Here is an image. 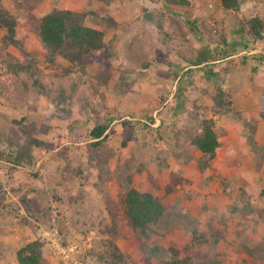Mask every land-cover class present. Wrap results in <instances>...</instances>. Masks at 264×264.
I'll return each mask as SVG.
<instances>
[{
	"label": "rangeland",
	"instance_id": "obj_1",
	"mask_svg": "<svg viewBox=\"0 0 264 264\" xmlns=\"http://www.w3.org/2000/svg\"><path fill=\"white\" fill-rule=\"evenodd\" d=\"M2 2L6 11L14 10L17 15L25 13L27 5L23 4L28 0ZM30 2L32 4L30 6L35 4L36 6L33 10L31 7L29 11L26 10L24 19L22 16L19 17L20 21L14 35L16 44L6 41L8 46L5 47L3 39L8 36V31L6 28H0V129L8 132L13 126L18 133L17 136H21L22 131L12 124V120H23L22 129L26 127L34 138L44 141L45 146L32 147L36 162L32 170L39 172L36 180L29 179L25 172H14L8 169V166L0 164V199L3 200L0 206V264H19L18 250L37 239L45 242V258L49 264H110L102 261L100 257L109 250L108 243L120 236H123L126 242H131L134 248L135 253L132 256L126 255L127 264H164L165 255L167 254L166 258H172L176 250L181 251L177 259L189 256L192 257V264H202L207 256L212 257L213 248L217 246L210 243L201 247L199 254H195L196 252L185 250L190 241L184 233H175L173 229L166 228L168 234L152 232L151 236L146 238V235H139L140 233H136L138 231L134 232L128 226L123 209L119 205L122 191L115 171L117 164L124 162L123 158L134 155L142 157L138 166L145 161L150 162L146 171L157 172L167 166H175L179 162L175 163L170 156L174 148L186 150L183 157L185 162L189 161L190 157L192 158L188 147L189 136L200 130L199 125L203 119L201 114L205 113L206 118L215 117L209 108L217 93L218 84L206 82L196 71L192 73L197 89L191 96L187 113L181 116L182 118L170 115L168 120L169 123L178 120L177 131H188L187 133L183 131V134L179 135L177 145L175 139V142L171 139L168 142L160 141V135L154 130L144 134L137 130L126 136L127 146L124 147L123 129L119 121L114 123L112 138L104 145L107 153L110 150V153L113 151L116 156L110 159L108 157L110 154L105 152L104 155L100 154L102 157L100 164L91 162V152L84 142L89 139L90 132L97 125L99 118L109 116L121 118L131 115L143 119L155 115L165 103L166 99L162 100V95L172 101L176 83H173L170 77L177 64L182 61L181 67L188 66L183 65L184 60L193 58L206 45L214 48L215 42L223 44L224 40L240 39L238 35L232 34V31L239 28L240 21L245 17L250 18L258 14L264 18V0L248 2L239 13L222 12L217 8L216 0H188L190 5L170 4L165 0H108L106 3L95 0H30ZM57 7L86 14L84 18L86 24H96L92 18H112L116 22L107 27L103 50L93 52L92 58L80 66H72L62 57H57L53 66L49 64L46 61L48 53L33 28L32 17L42 16ZM92 10L95 11V15L90 13ZM187 21L197 24L200 35L197 40L192 36L188 26L191 24H187ZM201 38L202 41H199ZM257 45L251 43L248 52L264 50V41ZM245 52L247 51L238 54L241 56L246 54ZM31 58L36 61V68L40 71L36 78L45 86L43 94L33 88L32 82L29 83V90L25 88L23 82L32 81L26 78L27 75L21 73L18 76L8 71V64L14 60L22 62ZM252 64L253 71L264 74V66H260L259 70V62ZM67 69L70 70V74L66 72ZM247 71L249 72V68ZM229 74L226 76L229 77ZM239 74L240 72H237L234 77L237 78ZM262 79L256 84L262 87L261 92L264 93V77ZM224 82L227 86L228 81ZM74 84L78 88L73 94L69 93L72 100L69 103L71 109L67 118H56V108L51 101L57 98L59 87L71 92ZM125 85L130 87L129 91L123 94ZM234 90L236 95H231L233 91L230 89L228 92L235 102L233 111L223 116V119L217 118L215 121L220 127L228 120L234 121L233 125L239 123L241 129L233 126L231 137H226V140L234 143V146L239 136L251 138L253 147L258 149V155L254 159L259 161L260 156L263 160L261 157L264 156L263 101H260L258 107V103L247 96L245 104L248 105L247 108L238 89ZM190 109L199 112V116H191ZM245 118L249 121L247 120L243 127L242 121ZM259 122L262 124L257 125ZM31 125L34 126L33 129L29 128ZM159 125L160 121L155 124L156 127ZM167 132L165 129L162 134ZM144 143L146 145L143 147ZM258 143L262 147L256 146ZM187 151L188 153H185ZM224 152L218 155L217 163L222 157L227 156ZM247 162H251L250 159L245 161ZM104 165L107 166L106 177L102 178L101 168ZM228 173L224 180L238 183L239 176L234 168ZM135 180V183H139L137 179ZM227 181L225 183L229 182ZM101 183L103 187H100ZM259 186L264 187V184ZM233 188L237 190L238 186ZM263 191L264 189L257 193V202L261 210H264ZM70 196L77 199L73 204ZM107 204H111L109 209ZM252 215L254 218L259 217L260 220L242 216L247 219L238 222L239 217H234L232 222L236 225L227 234L249 230L257 238L256 241L261 242L260 240L264 239V215L256 212ZM216 216L217 221L223 217ZM25 219H28L31 225L25 223ZM57 221L63 226L62 234L57 229ZM51 223L57 227H55L59 232L57 240L63 248L75 247V251L77 248V252L70 254L69 262H66L59 251L56 253L51 251L47 243L49 238L54 239L47 229ZM176 226L180 227L177 224ZM240 239L242 241L243 237ZM155 245L161 246L163 250L155 254L152 252L153 255H150V250ZM259 247L256 250L260 249L258 254H263V257L257 256L263 260L264 248L263 245ZM227 248V243L224 242L220 246V250L224 252ZM240 259L236 264H254L246 254L241 255ZM233 263L227 251L226 255L222 254L220 264ZM259 264H264V261Z\"/></svg>",
	"mask_w": 264,
	"mask_h": 264
},
{
	"label": "trees",
	"instance_id": "obj_2",
	"mask_svg": "<svg viewBox=\"0 0 264 264\" xmlns=\"http://www.w3.org/2000/svg\"><path fill=\"white\" fill-rule=\"evenodd\" d=\"M95 1L106 3L108 0ZM165 1L175 5H190L188 0ZM251 1L252 0H216V3L217 8H220L222 12L239 13L241 12L242 7ZM2 4L3 2L0 0V28H6L8 31V36L3 39V44L5 43V47H7L8 43L6 41H10L12 44L17 43L14 35L17 24H19L20 21L19 17L22 16V19H24L26 17V10L29 11L31 8L33 10L36 4L30 6L31 2L28 0L27 3L23 4L27 5L25 7V13H19L17 15H15L14 10L6 11ZM20 4L18 8L20 7ZM90 13L95 15L94 10L90 11ZM85 15L86 14H80L72 10L59 9L57 7L46 12L42 16L32 17L33 28L37 32L41 43L48 53L46 61L49 64L53 66L55 64V59L57 57H62V59L67 60L70 65L77 67L84 61L92 58L91 55L93 52L103 50L105 45L104 38L106 36V30L108 29L107 27L110 24H116V22L112 18H92V20L98 24H86L84 21V18H86ZM30 17L31 16H29L28 19H30ZM186 23L191 24V26H194L199 31L195 22L187 21ZM238 27L239 28L232 31V34L238 35L240 39L232 38L231 41L224 40L223 44H217V42H215L216 45L214 48L206 45L201 48L193 58L184 60L185 64L183 65L188 64V66L181 67L180 65H182V61L177 64V67H175V70L170 77L172 82L176 83L172 101L170 102L165 95H162V100L166 99L165 103L162 108L156 111L155 115L146 116L143 119H137L131 115L121 118L113 116L99 118L97 125L90 132L89 139L86 140L87 142H84L92 153H90L91 162H97L100 164V160L102 159L100 154L103 153L104 155L105 152L107 153L104 145H106L107 141L112 138V134L114 133L112 129L116 121H119L120 126L123 129L122 135L124 138L122 140V145L124 147L127 146L128 139L126 136L137 130L140 131L139 133L142 132L143 134L147 131L154 130L157 132V135H160V141L168 142L170 139L172 141L175 139L176 142H174L177 145V143H179V135L181 136L183 131L184 133H187L188 131H177L178 120H171L172 122L170 123L168 120L170 119V115L174 118H182L187 113L191 103V96L194 95L197 89L192 78V73L194 71L200 73L206 82L218 84L217 93L213 97V103H211L209 111L212 112L213 115L220 117L231 113L233 111L232 100L224 82L227 70L231 67V63L237 65L241 63V61L246 62L248 59L252 58L254 61H259L260 65L264 64V52L259 54H251V52H248L251 43L257 45V43L264 41V18L258 14L252 15L250 18L245 17L240 21ZM216 33L217 32H215V35ZM193 37L196 40L198 39L195 36ZM202 39L203 38L199 41H202ZM227 46L229 48H227ZM244 50L247 52H245L246 54L242 55V57L237 55ZM32 59L33 58H31V60L26 59L22 62L14 60L12 63L8 64V71L18 76L21 73L27 75L26 78L32 81L25 80V82H23L25 88L29 90V83L32 82L33 88L38 93L43 94L45 86L41 80L36 78V74H40V71L36 68V61ZM66 72L70 74L69 69H67ZM74 85L76 87L74 86L71 92H67L63 87H59L57 90V98L51 101L52 103L54 102L53 104L56 108V118H67V114L71 109L69 103L72 100V96L70 94H73L78 88L76 84ZM129 87L130 85H125L122 93L126 94L129 91ZM93 93H95V91ZM195 103L197 105V102ZM63 109H65V111ZM189 112L191 116H199V112H196L194 109H190ZM205 115V113L201 114L203 119L200 123L201 125H199L200 130L189 136L191 146L202 153V157L196 159L202 171L205 170V167H210L209 161L216 157L218 149L223 144V138L227 135L224 128L217 126V123L213 118H206ZM262 115L264 116V96ZM22 121L23 120H12V124L18 126L20 128L19 130L22 131L21 136H17L18 133L14 130L13 126L8 132L3 128L0 129V164L8 166V169L14 172H25L29 179L36 180L39 176V172H34L32 170L36 165L32 147L36 146L41 148L45 146V143L42 140L34 138L32 133H29L26 127L22 129ZM158 121H160V125L156 127L155 124ZM29 128L33 129L34 126L31 125ZM165 129L168 131L167 134H162V131ZM254 129L255 128H253V130ZM145 145L146 143L143 144V147ZM107 154H110L108 155L110 159L116 156L113 151L111 154L110 150ZM141 159V156L134 155V157L128 159L126 162L117 164L115 171L122 191L119 196V205L120 208L123 209L122 211L126 217L128 226L134 232L138 231L136 232L137 234L140 233L139 235H146V238H149L151 233L155 231V227L160 220L168 221V225L177 224L186 231L190 237V243L185 250L187 252H196L195 254H199L201 247L210 243L217 246L221 240L226 238L225 231L229 226L226 222H223V228L211 226L207 231H203L199 220L195 216L186 212V210H178L176 206L164 203L163 199H159L151 193L141 192L134 188L133 176L137 174V172L142 173L146 170L150 163L145 162L138 166ZM157 161H160V159ZM106 167L107 166L104 165L101 168L102 178L106 177ZM101 185L102 183L100 184V187H103ZM176 185L177 183L172 181V183L166 188V191L168 193L173 192ZM242 193L246 197V193ZM69 199L72 200V204L77 200L74 196H70ZM60 200L62 201V199ZM2 203L3 200L0 199V206H2ZM109 205L107 204L108 209ZM236 212L244 217L255 212L259 213L261 216L264 215V210H261L260 213L258 208L252 206V203L248 198H244L242 204L237 203L233 206L231 213L236 214ZM232 219L233 217L231 216L230 220ZM24 221L31 225V222L28 219H25ZM57 225L58 228L51 223L48 225L47 229L53 230L57 228L59 229L60 234H62L63 226L60 222L58 223V221ZM242 237L244 238V236ZM117 238H115V241H110L108 243L109 250L102 254L100 259L102 261H107L110 264H127L126 255L116 244ZM255 246L254 242L245 238L239 251L241 249L247 250L251 257L259 259L260 255L258 253H260V249L257 253V251H254V248H257ZM45 247V242L38 239L27 243L17 252V260L19 264H49L45 258ZM161 250H163L161 246L155 245L153 249L150 250V255H153L152 252L155 254L157 251ZM213 250L212 257L207 256L205 259L206 262L203 260L202 264L221 263L222 252L217 248H214ZM180 252L181 251L178 250L173 252L172 258H166V254L164 257V264H192V257L185 256L181 260L177 259L176 257H179ZM257 255H259V257ZM255 264L259 263L255 262Z\"/></svg>",
	"mask_w": 264,
	"mask_h": 264
},
{
	"label": "crops",
	"instance_id": "obj_3",
	"mask_svg": "<svg viewBox=\"0 0 264 264\" xmlns=\"http://www.w3.org/2000/svg\"><path fill=\"white\" fill-rule=\"evenodd\" d=\"M263 52V49H258L252 51L251 54H259ZM240 57H242V55ZM253 62L259 61H254L251 58L248 59L246 62L241 61V63L237 65H235V63H231L232 67H230L226 73H230L229 77L228 75L225 76V80L228 81L227 87H230L227 88L228 92L229 89L230 91H233L232 93H230L231 95H236V93H234V89L237 88V91L240 93L239 95H241L243 98L244 105L247 103L246 97L250 96L254 101L258 103L259 107L260 101H263L264 93L261 92L262 87H259V84L257 85L256 82L258 80H261L262 77H264V74L260 72L256 73V71H253ZM260 66L262 67L264 66V64L260 65L259 62L258 69ZM247 68H249V72L247 71ZM237 72H240V74L236 78L234 77V75H236ZM231 100L232 107H234L235 102L233 101V97L231 98ZM245 106L247 107L248 105ZM213 118L214 120L217 118L219 120L223 119L222 117L216 115ZM247 120L248 119L246 118L243 119V127H245ZM220 123L222 124V122ZM234 123L235 122L232 120L224 122L222 128L226 130L227 136L224 137L223 144L218 149L216 157L209 161L210 167H205L204 171H202L199 166V163L196 160L202 157V153L198 150H195L194 147L191 146V144H188V147L190 149L189 152L192 156V159L190 157L189 161L185 162V158L183 157V155L184 151L186 150L174 148V150L170 152V156L173 157L175 163L179 162L177 163V165H173L172 167L167 166L165 169H159L157 172H152V170H144V173L137 172V174L133 176V185L134 188L138 189L141 192L151 193L159 199H163L164 203L176 206L178 210H186V212L195 216L199 220L201 226L202 224L205 225V227L202 228L203 231H207L211 226L216 228H223L222 224L223 222H226L229 225L227 230L225 231L226 238L221 240L217 244V247L219 248L216 247L220 250V246L223 245V242L227 243L228 248L225 250V252L220 250L223 256L226 255L227 251L229 259L234 262L233 264H236L239 260H241L240 257L243 254L248 255V257L252 259V262L254 264L255 262L262 263L264 259L260 260L257 258H253L249 255L247 250L241 249L239 251V248H241V244L245 238L250 239L251 242H254V246H257L258 244L256 249L260 248L259 246L262 247V245V248H264V239L260 240L261 242L256 241L257 238L252 233V231L249 230H244L240 233L235 231L231 232V234H227V232L231 229H234L233 227H235L236 225L232 222L234 217H239L238 222H241L242 220L245 221V219L247 218H254L252 214L248 215L247 218L243 217V219L242 215L238 212H236V214L231 213L233 206L237 203L242 204V202H244V198H248L250 199L252 206L259 209L260 205L257 202V193H261V190L264 189V187L259 186L260 184H264V156H261L263 160L260 158V156H258L259 161L254 159V157L258 155V149L257 147H253V140L242 135L241 137L239 136L238 140H236L237 143L234 146V143L231 144L226 140V137H231V131L233 129V126H238L241 129V125L239 123L233 125ZM261 124L262 123L259 122L257 125ZM217 126H219L218 123ZM241 131L242 133H244L243 130ZM225 142L226 144H224ZM230 144L231 146H228ZM257 145L259 147H262L260 143L256 144V146ZM223 151H225L224 153H226L227 156L222 157V160H219V163H217V158H219ZM185 153H188V151ZM132 157L134 156L125 157L122 159V161L126 162ZM249 159L251 162L245 163V161ZM233 168L234 171H236L237 175L240 177H238V183H234L232 180H228L229 182L227 180H224L225 177L229 175L228 171ZM260 168L262 169L260 170ZM144 174H146L145 179ZM135 179H137L139 183H135ZM172 181L176 182L177 185L175 186L173 192L168 193L166 191V188L172 183ZM218 181L220 182L218 183ZM225 181H227L228 183H225ZM233 186H238V189L234 190ZM242 192L246 193V197L243 195ZM263 193L264 191L262 192V194ZM238 214L241 216H238ZM216 215H220V217H223L219 218V220L217 221L215 220L217 218ZM231 216L233 217L232 220H230ZM254 219L260 220L259 217H255ZM167 222L165 220H160L159 223H157L154 232L168 234L167 230L165 229L169 228V230L173 229L172 231H174L175 233H184L186 238L188 240L190 239L189 234L186 233V231H184L181 227L177 228L176 224L168 225ZM207 224L210 226H207ZM242 236H244V238L241 241L240 238ZM116 244L121 248L125 255L128 254L132 256L135 253L131 242H126L123 236H120L116 239ZM256 249L254 248V251H257L258 253L259 250ZM260 257H263V255H260Z\"/></svg>",
	"mask_w": 264,
	"mask_h": 264
},
{
	"label": "built area",
	"instance_id": "obj_4",
	"mask_svg": "<svg viewBox=\"0 0 264 264\" xmlns=\"http://www.w3.org/2000/svg\"><path fill=\"white\" fill-rule=\"evenodd\" d=\"M50 232V236L53 237L54 239L52 240L51 238H49V242L48 245L51 249V251H53L54 253H56L57 251H59L58 253L64 258L66 259V262L70 261V254L77 252V248L75 251V247H68V248H63V246H61V243H58L57 238L59 239V232L56 229L53 230H49Z\"/></svg>",
	"mask_w": 264,
	"mask_h": 264
},
{
	"label": "water",
	"instance_id": "obj_5",
	"mask_svg": "<svg viewBox=\"0 0 264 264\" xmlns=\"http://www.w3.org/2000/svg\"><path fill=\"white\" fill-rule=\"evenodd\" d=\"M189 30L191 31V33L193 34V36L195 37H200L198 30L194 27V26H189Z\"/></svg>",
	"mask_w": 264,
	"mask_h": 264
}]
</instances>
